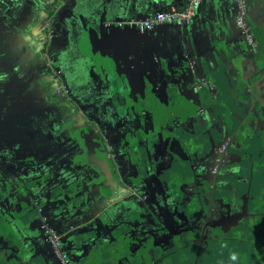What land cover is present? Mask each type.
<instances>
[{"label":"crops","instance_id":"1","mask_svg":"<svg viewBox=\"0 0 264 264\" xmlns=\"http://www.w3.org/2000/svg\"><path fill=\"white\" fill-rule=\"evenodd\" d=\"M184 3L185 0H98L97 14L90 17L87 27L82 23L74 27L76 21L69 17L59 21L58 53L54 59L69 87V96L64 100L55 95L48 75L41 73L43 65L33 44V39H37L33 36L34 13L26 10L25 15H5L0 19V29L8 23L26 25L8 33L12 36L9 45L0 44V78L1 72L9 73L0 79V107L4 108L0 112V130L7 135L0 139V151L4 153L2 161L7 156L5 167L24 170L19 177L13 173L10 178L8 173L0 181L6 180L8 189L13 183H31L29 192L25 186L21 192L6 194L0 201V218L12 234L10 210L22 217L23 225L14 223L24 236L31 234L29 241H23L34 251L37 247L42 251V246L47 245L39 224H47L56 233L61 252L73 264L109 261L101 251L119 230L130 236L131 242L149 234L150 228L145 230L147 226H143L149 222L150 213L164 216L162 208L153 203L162 185L153 166L147 182L138 174L130 178L136 163L128 151L131 146L137 148L140 140L148 152L155 137L154 148L160 152L161 136L159 140L154 134L146 140L145 135L139 134L135 119L142 111L154 119L168 103L167 96H174V89H180L183 101H190L193 94L203 106L205 101L218 103L219 88L229 87L227 96L232 98L238 94L230 89L236 86L239 90V75L233 67L234 61L239 60L234 55L250 48L234 23L233 0H202L196 15L185 26L163 24L141 32L116 24ZM26 6L33 9L26 0L18 4L21 8ZM37 6L38 1L34 8ZM248 21L251 28L258 30L263 47L264 0H249ZM1 40H5L3 34ZM112 79L115 86L110 90L106 82ZM105 89L113 93L115 101L105 95ZM21 97L28 100L21 101ZM8 102L12 103V110L5 109ZM29 103L33 104L32 109L27 106ZM116 103L119 112L114 110ZM45 106L51 115H47ZM217 106L224 112L222 105ZM39 116V121L48 120L47 128L37 127ZM54 124L57 129L51 128ZM260 134V148L264 150V126ZM131 137H136L135 143ZM146 141L149 144L145 145ZM11 145H17L22 153L7 152ZM30 168L33 172L27 174L26 169ZM135 184L144 189L141 196L146 206L153 205V209H144L134 197H126V187ZM251 184L245 179L243 190L251 205L243 209L244 240L237 242L235 234L228 245L226 262L212 260V264H264V191L258 198L252 197ZM261 186L264 187V180ZM131 248L136 250L137 246ZM49 253L43 252L42 259L39 252L30 260L35 264H60ZM135 253L139 255L138 251ZM140 259L145 260V255ZM151 264L170 261L163 256Z\"/></svg>","mask_w":264,"mask_h":264},{"label":"rangeland","instance_id":"2","mask_svg":"<svg viewBox=\"0 0 264 264\" xmlns=\"http://www.w3.org/2000/svg\"><path fill=\"white\" fill-rule=\"evenodd\" d=\"M20 1L6 0L5 2V0H0V19L5 15V17H17L21 13L25 15L26 10L29 13H34L33 16H35L36 23L33 22L35 27L33 32L35 34L33 36L37 37V39H32L43 65L41 73L42 75H48L50 83L54 85L55 95L63 99L61 91H67L68 93L69 87L65 81L64 84L58 82L59 79L60 81L64 80L62 79L64 77L59 68V64L54 59L58 53V38L56 33L61 29L58 23L69 17L72 20L75 19L76 24H74V27L81 25V23L87 27L90 17L92 18L97 14L98 0H26L33 8L31 10L29 6L23 8L18 7ZM36 1H38V8H34ZM25 26V23L6 24L4 29H0V34H3L5 37V40H1L0 44L4 46V43L11 42L12 36H9L8 33L22 29ZM11 29L13 31L8 32ZM250 32L252 40L249 43L241 35L243 42L250 50L248 52H242L241 55H234L236 61L237 59L239 60V62L233 60V67L239 75V91H236L238 94L235 95V101L228 104L227 111L224 108V112H229L228 114L218 116L222 112V107L219 106L217 109H213L217 116H212L210 107L203 106L199 103L197 96L194 97L191 94L189 96L190 101L185 102L181 97L183 94H181L180 89H174L172 93V96H174H167L168 103H164L165 108L154 119H151L150 115L147 117L145 111H142V114L138 115L137 119H135L134 122L139 127V134L145 135L144 138L146 140L154 134L160 140V136L162 135L161 129L164 128L166 131L173 133L172 138L189 139L190 144L188 145L191 152L194 151V148L203 138L211 137L209 127L215 120L219 127L213 133L214 138H218V141L214 143L215 147L213 152H206L203 155L205 156L203 158L205 162H200L199 165L193 164L195 180L192 179L190 182L182 180L179 182V194L174 191V182L166 186L162 184V187L159 188L161 192L157 194L156 200L153 203L156 207L163 209L161 211L165 217H161L157 212L155 214L151 212L149 222L143 226H147L145 230L150 228V232L143 238H140V240H133L131 242L130 236L127 237L119 230L112 237L111 243L101 251V255L107 257L109 260L104 264H151L154 261L160 260L163 256L168 262L170 261V264H212V260L225 263L229 254L228 245L233 240L231 238L236 234L235 240L237 242L244 240V234L246 233L243 230L244 225H246V217L243 214L245 213L243 209L250 207L251 202L249 200L246 201L245 198V205L241 208L238 200H234L232 196L224 193L222 190L213 194L208 191V188L215 184H227L240 178L242 180L248 179L252 182L249 189L252 197L257 196L258 198L264 191V187L261 186L264 180V150L260 148L261 139L263 138L260 130L264 126V46L261 47L262 42L258 30L250 27ZM13 39H16L15 42L18 41L16 37H13ZM43 56L48 60H44ZM49 64L54 68L53 72L49 70ZM89 67L91 68L92 65H89ZM1 73V78L9 74L6 72ZM55 74L61 77L58 76L60 77L58 79L54 76ZM113 79L106 82L110 90L115 86V79ZM9 80H12V75ZM108 89H105V95H108L115 101L116 98H114L113 93ZM239 98L243 99V103H240L241 106L237 107L236 103L240 101ZM20 100L25 101L28 98L21 97ZM11 104L10 102L4 104L6 106L5 109L12 110ZM27 106L32 109L33 104L29 103ZM119 107V104L116 103L114 110L117 108L119 112ZM124 107L126 108V106ZM2 109L4 108L0 107V112H3ZM46 113L47 115H51L48 110ZM41 117L36 118L37 121ZM185 120H188V125L192 131L185 130L181 125ZM238 121L240 122L239 128L233 125ZM53 127H55V124L51 125V128ZM48 129H50V126ZM54 129L57 128L55 127ZM93 130L96 132L95 127H93ZM52 131L55 132L54 130ZM134 133L133 136H135ZM135 138L131 137L134 143ZM134 143L131 142L130 144ZM145 143V145L149 144L147 141ZM175 143L180 145L178 142ZM226 146L232 149L230 151L225 150ZM133 149L134 151L137 150L135 147ZM7 152H12L15 155L22 153L17 145L9 146ZM107 154H110V152ZM3 157L4 153L0 151V176L9 173L11 178L13 173L23 174L24 170L22 168L4 167V164L5 166L7 165V156L2 161ZM162 158L164 159L163 154ZM198 162L199 160L195 163ZM210 162H215L216 164L212 165ZM135 163L136 168L131 170L130 178L137 177L138 174L139 179L144 182L148 181V175L150 174L152 166L156 168L160 166V163L153 162V159L146 156L144 152H142V157L139 156ZM32 169L26 170L27 172H33ZM27 174L30 173L28 172ZM117 177L119 178V173ZM4 182L0 181V201H4L6 194L23 191L25 186L26 190L28 192L30 191L29 187L31 183H13L8 189L5 185L6 182ZM125 192L126 197H134L135 201L144 209H153V205L149 204L150 206H146V202L141 196L144 193V189L140 188L139 185H129L126 187ZM182 192H184V195L180 196ZM10 213V223L14 224H10L13 243L10 245L9 243L7 244L13 250L17 249L20 254L15 263L29 260L31 262L30 264H35L30 259H35L39 252L42 259L44 256L43 252H51L56 260L60 262L62 252H60L61 250L55 251V248L51 245L52 243L49 240L51 228L47 224L45 227L39 224L40 226L38 228L40 231L43 230L42 232L45 235L44 238L47 245L42 246V251L38 247L37 251H34L32 247L30 248L29 244L26 245L23 241H29L28 238L31 234L27 233L24 236L22 231H18L14 223H21L23 220L22 217H18L17 214L14 215L12 210H10ZM40 220H42L41 222H45L43 219ZM258 222L256 221V223ZM129 242L132 244L130 245ZM134 244L137 246L136 250L135 248H131ZM3 247L5 248V246ZM137 251L139 255L135 253ZM142 255H145V260L140 259L143 257ZM69 260L72 262L71 259ZM1 263H4V261L2 260Z\"/></svg>","mask_w":264,"mask_h":264},{"label":"trees","instance_id":"3","mask_svg":"<svg viewBox=\"0 0 264 264\" xmlns=\"http://www.w3.org/2000/svg\"><path fill=\"white\" fill-rule=\"evenodd\" d=\"M43 59L48 60L43 56ZM48 68L50 71H54V68L49 64ZM55 77H58V74L54 75ZM236 87V86H235ZM232 88L230 86V89L233 90L234 92L239 91L237 88ZM229 87H226L225 90L222 88H219L217 90V93H219L220 99L218 100V103L222 105L226 111L228 108V104L224 103L227 100L235 101V97L232 98V96H227V91ZM224 94L226 97H223ZM239 102L236 103L237 107H240L241 104L243 103V99L239 98ZM206 102V101H205ZM204 106L208 105L210 107V112L212 116H217L214 113L215 107H218L216 102H208L205 103ZM229 112H221L218 114V116H223L224 114H228ZM211 116V117H212ZM240 122L238 121L237 123H234L233 125L239 128ZM183 128L185 130H191L190 126L188 125V120H185L182 124ZM219 125L218 123L214 120V122L211 124L209 127V133L211 134V137L203 138L201 142L197 144V146L194 148V151L191 152L189 149V139H183L182 141L180 139L172 138L173 133L166 131L164 128H162V135H161V148L162 151H157L154 148V143H155V137L153 140L150 142V147L148 152H145L144 150V145L141 143L139 140L137 143V150L134 151V147L131 146V149L128 151L129 158L131 159L132 162H136L137 158L142 156V152L146 154V156H149L154 160L156 163H160L159 167H154V175L157 178L158 182L162 185L164 184L165 186L168 185L169 183L174 182V191L175 193L179 194L178 190V184L182 180L190 182V180L194 179L195 180V173L193 170V164L194 165H199L200 162H205L203 159L205 156H203L206 152H213L214 151V143L218 141V138H214V131L218 129ZM175 140V141H172ZM175 142H178L180 145L176 144ZM130 143V142H129ZM232 148L229 146L225 147V150L230 151ZM162 154L164 155V159L162 158ZM198 163H195L198 161ZM212 165H215L216 163L210 162ZM244 183L245 180L242 179H235L230 183L227 184H215L213 186H210L208 188V191L212 192L213 194L217 191H223L224 193L230 195V196H237L238 199L234 196L235 200H238L240 207L244 206V199H245V192H244ZM184 195V192L180 194V196ZM4 226V228H3ZM6 226L3 220L0 218V264H12L16 262V259L19 258L18 255V250L17 249H12L8 247L12 242V234L7 231H5ZM5 246V248L3 247ZM13 247V246H11ZM4 248V249H3ZM12 250V251H11ZM4 261V263H1V261ZM128 263V262H127ZM15 264H24L23 262L18 261V263ZM130 264V263H129Z\"/></svg>","mask_w":264,"mask_h":264},{"label":"built area","instance_id":"4","mask_svg":"<svg viewBox=\"0 0 264 264\" xmlns=\"http://www.w3.org/2000/svg\"><path fill=\"white\" fill-rule=\"evenodd\" d=\"M201 2L202 0H185V3L179 7H167L142 17L130 18L123 22L118 21L116 24L132 27L141 32L163 24L185 26L192 21ZM233 3L235 6L234 23L239 33L249 43L252 40L248 22L249 0H233ZM49 240L52 243L51 245L55 248V251H60L59 238L52 229H50ZM60 264H72V262L62 253Z\"/></svg>","mask_w":264,"mask_h":264},{"label":"flooded vegetation","instance_id":"5","mask_svg":"<svg viewBox=\"0 0 264 264\" xmlns=\"http://www.w3.org/2000/svg\"><path fill=\"white\" fill-rule=\"evenodd\" d=\"M58 79L60 78V77H57ZM58 82L59 83H61V84H64V81L63 80H61L60 81V79L58 80ZM66 92V93H65ZM61 91V95H63V98L64 99H66L69 95L67 94V91ZM42 109V108H41ZM45 110H48V111H50L49 110V108H48V106L46 107L45 106V108H44ZM42 111V110H41ZM38 118V117H37ZM36 123V122H35ZM38 125L39 126H37L39 129H45V128H47L48 127V120H43V121H39L38 120ZM6 136L7 135H4V132H2L1 130H0V139H2V138H6ZM0 148H1V146H0ZM4 167H5V164L3 165ZM14 176H18L19 177V173H15V175ZM2 179V176H0V180Z\"/></svg>","mask_w":264,"mask_h":264},{"label":"bare ground","instance_id":"6","mask_svg":"<svg viewBox=\"0 0 264 264\" xmlns=\"http://www.w3.org/2000/svg\"><path fill=\"white\" fill-rule=\"evenodd\" d=\"M60 3V2H59Z\"/></svg>","mask_w":264,"mask_h":264}]
</instances>
